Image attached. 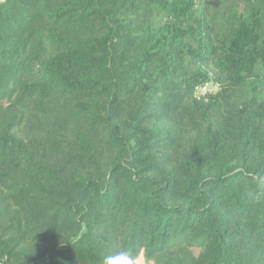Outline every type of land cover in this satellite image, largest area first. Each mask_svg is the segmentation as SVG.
I'll use <instances>...</instances> for the list:
<instances>
[{
    "label": "trees",
    "instance_id": "obj_1",
    "mask_svg": "<svg viewBox=\"0 0 264 264\" xmlns=\"http://www.w3.org/2000/svg\"><path fill=\"white\" fill-rule=\"evenodd\" d=\"M124 247L264 264V0H0V264Z\"/></svg>",
    "mask_w": 264,
    "mask_h": 264
},
{
    "label": "clouds",
    "instance_id": "obj_2",
    "mask_svg": "<svg viewBox=\"0 0 264 264\" xmlns=\"http://www.w3.org/2000/svg\"><path fill=\"white\" fill-rule=\"evenodd\" d=\"M86 231V226H81L80 233ZM103 264H143V258L137 257L128 247L121 248L115 254L106 255Z\"/></svg>",
    "mask_w": 264,
    "mask_h": 264
},
{
    "label": "built area",
    "instance_id": "obj_3",
    "mask_svg": "<svg viewBox=\"0 0 264 264\" xmlns=\"http://www.w3.org/2000/svg\"><path fill=\"white\" fill-rule=\"evenodd\" d=\"M219 90V86L212 82H208L196 88L197 95L203 96L207 93H216Z\"/></svg>",
    "mask_w": 264,
    "mask_h": 264
},
{
    "label": "rangeland",
    "instance_id": "obj_4",
    "mask_svg": "<svg viewBox=\"0 0 264 264\" xmlns=\"http://www.w3.org/2000/svg\"><path fill=\"white\" fill-rule=\"evenodd\" d=\"M143 264H155V263H153V262L148 263V262H146V261L143 259Z\"/></svg>",
    "mask_w": 264,
    "mask_h": 264
}]
</instances>
